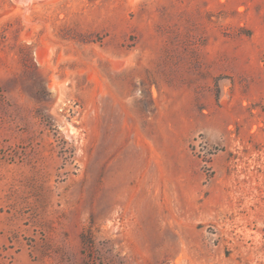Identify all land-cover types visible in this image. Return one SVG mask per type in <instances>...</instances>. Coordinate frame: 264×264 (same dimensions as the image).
I'll return each mask as SVG.
<instances>
[{
  "label": "rangeland",
  "instance_id": "rangeland-1",
  "mask_svg": "<svg viewBox=\"0 0 264 264\" xmlns=\"http://www.w3.org/2000/svg\"><path fill=\"white\" fill-rule=\"evenodd\" d=\"M0 264H264V0H0Z\"/></svg>",
  "mask_w": 264,
  "mask_h": 264
}]
</instances>
